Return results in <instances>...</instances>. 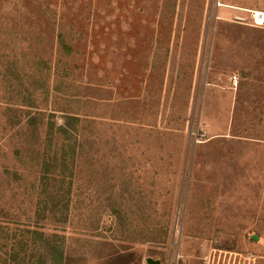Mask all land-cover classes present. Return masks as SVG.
<instances>
[{
	"label": "rangeland",
	"instance_id": "obj_1",
	"mask_svg": "<svg viewBox=\"0 0 264 264\" xmlns=\"http://www.w3.org/2000/svg\"><path fill=\"white\" fill-rule=\"evenodd\" d=\"M256 12L264 0H0V212L13 222H0L1 257L18 221L35 219L32 158L76 148L57 133L46 142L48 123L75 116L83 157L62 183V223H42L46 234L69 249L118 248L91 264H264ZM32 117L40 139L30 145ZM6 169H25L26 182ZM114 195L123 228L106 207ZM142 231L153 235L121 249Z\"/></svg>",
	"mask_w": 264,
	"mask_h": 264
},
{
	"label": "trees",
	"instance_id": "obj_2",
	"mask_svg": "<svg viewBox=\"0 0 264 264\" xmlns=\"http://www.w3.org/2000/svg\"><path fill=\"white\" fill-rule=\"evenodd\" d=\"M21 106H25L22 104ZM33 107V106H32ZM67 121L61 124L57 130H53L55 124L48 123L47 136L48 143L54 142V135L57 133L60 137H65L70 143L68 145L75 146L65 152L61 157L58 152L48 153L44 156L43 162L36 161L32 158L35 168H39L42 174L40 178L39 185L32 184L33 193H37V197L34 198V213L35 219L32 218L29 221H18V226L21 231L19 234L20 238L17 239L16 245L13 246L11 254L5 253L7 256L6 259L2 258L0 255V264H91L93 258H102L108 252L109 254H114L118 251L116 249H110L112 246H115L109 241L102 240L96 247L93 243L80 245L79 248L75 247L74 249L67 247L65 243L64 236L58 234L56 230L54 233L49 235L46 234L42 223L46 221L61 222L57 220L61 214L64 215V208L68 204L65 203L66 195L62 194V183L69 177H71L72 172H70L71 164H74L75 161H80L83 157V148L85 144V136L75 135V124L79 123L78 117L67 116ZM37 120L35 117H32L28 120V127H32L30 130V137L28 139L29 144L39 142L40 133L36 131ZM44 122V121H43ZM42 125H46L42 123ZM73 143V144H72ZM27 144V142H26ZM37 163V164H36ZM6 174L10 176L14 182L21 185L27 180V174L25 169L18 171L13 169L10 171L6 169ZM71 173V174H70ZM70 174V175H69ZM60 176L61 179L58 180L55 178ZM53 181V186L51 182ZM106 207H108L110 214L114 218L116 224L123 228V223L125 222L126 213L123 210L122 198L117 199L115 195L109 196L106 198ZM67 212V211H66ZM25 215V214H24ZM68 215V212H67ZM7 218V216H5ZM5 217L2 216L0 212V222L2 224L7 223L10 225L9 221H1ZM22 217V216H21ZM66 218V217H65ZM21 219V218H20ZM15 224V222H14ZM26 235L30 236L29 240L22 239ZM153 233L146 234V232L136 233V236L133 237L132 241L129 239L121 240V249H125V243H145L152 237ZM17 236V235H16ZM155 242H158V238L153 237ZM100 241V240H99ZM105 248L103 254L100 253L101 248ZM99 248V251H98ZM5 248H2V250ZM96 249V250H95Z\"/></svg>",
	"mask_w": 264,
	"mask_h": 264
},
{
	"label": "water",
	"instance_id": "obj_3",
	"mask_svg": "<svg viewBox=\"0 0 264 264\" xmlns=\"http://www.w3.org/2000/svg\"><path fill=\"white\" fill-rule=\"evenodd\" d=\"M148 264H162L159 260H154L152 258L147 259Z\"/></svg>",
	"mask_w": 264,
	"mask_h": 264
},
{
	"label": "built area",
	"instance_id": "obj_4",
	"mask_svg": "<svg viewBox=\"0 0 264 264\" xmlns=\"http://www.w3.org/2000/svg\"><path fill=\"white\" fill-rule=\"evenodd\" d=\"M255 23H256L257 25H259V26H263V24H264V19L261 20V21H259L258 18H257V16L255 15ZM235 83H236V81H235Z\"/></svg>",
	"mask_w": 264,
	"mask_h": 264
},
{
	"label": "bare ground",
	"instance_id": "obj_5",
	"mask_svg": "<svg viewBox=\"0 0 264 264\" xmlns=\"http://www.w3.org/2000/svg\"><path fill=\"white\" fill-rule=\"evenodd\" d=\"M255 15L257 16L258 20L261 21L264 19V14L260 12H256Z\"/></svg>",
	"mask_w": 264,
	"mask_h": 264
}]
</instances>
